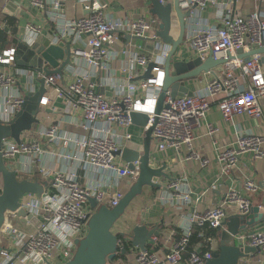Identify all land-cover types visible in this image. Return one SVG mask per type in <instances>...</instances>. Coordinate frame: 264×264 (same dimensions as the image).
<instances>
[{
  "label": "built area",
  "instance_id": "built-area-1",
  "mask_svg": "<svg viewBox=\"0 0 264 264\" xmlns=\"http://www.w3.org/2000/svg\"><path fill=\"white\" fill-rule=\"evenodd\" d=\"M63 1L29 0L31 6L42 12L59 7ZM78 1L87 14L66 19L51 13L48 17L53 23L49 44L69 43V61L60 72L45 74L47 62L39 60V56L36 70L23 68L18 63L21 45L28 48L41 41L39 24L27 22L14 44L0 51V123H9L22 108L26 92L19 86L21 76L26 79L24 85L28 92L37 90L33 84L35 78L42 79L44 87L34 115L35 127L33 124L23 131L19 142L3 138L0 145L4 165L17 179L25 178L42 185L40 194L24 193L17 209L5 211L0 239H5L8 247H0V264L66 262L74 253L75 241L87 232L86 221L93 212L89 198L111 208L124 194L122 181L134 180L138 174V160L132 161L130 169L116 152L133 144L129 131L131 112L147 113V126L153 120L157 98L154 90L161 89L164 70L162 62H155L151 76L137 79V70L151 61L141 49L132 54L126 52L129 65L121 70L123 77H112L110 49L122 35L155 41L157 27L152 25L157 19L114 18L97 0ZM252 1L254 10L241 15L236 6L243 0H178L179 8L185 13L183 44L192 57L203 61L211 56L225 61L219 65V71L213 68L202 72L211 77L191 95L171 97L166 91L151 132L158 151L185 147L189 150L187 158L207 164V159H200L191 149L194 131L204 121L214 100L225 121L241 114L254 119L261 116L264 62L260 59L264 53L252 51L264 48V10L261 8L264 0ZM209 8L216 11L212 19L205 14ZM172 25L177 28V21ZM239 49L250 53L247 60L238 57ZM98 86L109 89L110 96L99 92ZM56 100L63 102V108L54 105ZM147 103L149 106L144 107ZM207 127L209 133L215 132L213 126ZM262 141L261 136L241 132L234 144L217 154L221 172L228 174L246 153L254 159L260 158ZM1 187L0 179V191ZM243 187L247 193L258 189L252 180L244 181ZM159 200L163 204L187 207L191 192L184 178L171 180ZM250 202L249 197L229 188L217 205L202 212L193 208L182 212L176 223L178 238L168 251L139 249L135 264H204L217 249V242L211 234L202 233L198 249L187 252L193 227L202 230L222 227L229 208L244 214ZM19 209L35 217L38 224L24 221L30 230L17 227ZM234 240L242 246L248 244L264 251V230H253L250 234L239 232ZM151 242H156V236H151ZM119 247H123L120 242ZM242 260L239 259V264Z\"/></svg>",
  "mask_w": 264,
  "mask_h": 264
},
{
  "label": "crops",
  "instance_id": "crops-1",
  "mask_svg": "<svg viewBox=\"0 0 264 264\" xmlns=\"http://www.w3.org/2000/svg\"><path fill=\"white\" fill-rule=\"evenodd\" d=\"M104 5V10L107 14L114 18H129L135 19L140 16H146L148 10V2L146 0H97ZM172 1V0H168ZM254 3L252 0H243L241 5L236 6L237 13L245 15L254 10ZM264 10V5L261 6ZM59 14L63 18L70 19L87 14L83 4L78 0H64L59 7L53 9L49 8L44 12L31 6L29 0H0V27L4 30L7 28L5 34L9 44H14L16 37L23 32L24 25L27 22L39 24L42 27V43L47 34H50V27L53 23L49 20V15ZM210 16V19L216 14V11L209 8L205 12ZM148 17V16H147ZM154 18L155 16L149 15ZM156 18V17H155ZM15 21L16 32L13 34L11 27L7 25V20ZM157 19V18H156ZM176 21L175 16L172 17V23ZM174 26V25H172ZM175 34L171 33L173 37L177 35V28ZM153 41L147 39H134L129 36L122 35L118 42L111 47L112 58L110 60V71L112 77L122 78L121 70L129 65L128 54L140 51L148 55L151 61L161 63L168 48L166 45H156V47H149ZM9 47V46H8ZM140 48V49H139ZM185 44H181L175 51L174 59L190 58L192 54L187 50ZM65 57L58 62L61 64ZM18 63L23 68L36 70L34 67L24 66L21 59L18 57ZM46 69L51 66L47 63ZM146 67L140 68L138 71V78H142ZM215 71L220 70V66L214 68ZM152 72V71H151ZM210 74L200 73L199 75L186 79L184 85L194 92L201 89L206 81L210 78ZM39 79H34L35 88L39 87ZM26 79L21 76L19 79V86L26 92ZM99 92H104L106 96H110V91L106 87L98 86ZM160 90H154V93L159 94ZM261 116L254 119L246 114H241L234 117L231 121H225L217 108V102L214 100L210 104V109L206 113L204 121L194 131V138L192 141V149L199 156L200 159H207L205 165H201L198 159L187 158L189 150L185 147L174 149L167 147L162 151L155 148L156 141L152 138L150 142V164L152 166L164 167V172L169 175V179L156 178L155 181L160 184L159 187L144 186L140 195L136 196L129 206L125 209L123 215L117 219L112 227L113 232L130 233L131 229L136 224L146 225L148 228H155L158 232L156 242L147 241L146 249L161 250L167 252L171 247L174 239L178 238L179 230L176 227L177 220L180 214L188 209H195L197 212H202L207 208L217 205L223 198L225 191L232 188L242 195L249 197L250 201L253 197L261 201L259 210L264 212V100H260ZM54 105L58 108H63V102L56 100ZM215 128V132L209 133L207 125ZM75 130V129H74ZM83 132L82 130H77ZM132 134L133 144L131 149L142 151V140L144 136V129L133 125L129 128ZM251 132L255 135L263 137L260 148L262 155L260 158L254 159L250 153L241 156L236 166L228 174L221 172V162L217 160V154L224 148L234 144L237 136L241 132ZM120 161L125 163L120 157ZM184 178V182L191 192V202L187 207H178L175 204H163L159 200V195L164 191L165 186L173 179ZM125 178L122 181L121 189H127V181ZM252 180L258 189L253 193H247L243 187L244 181ZM234 208L227 210V215L234 213ZM16 225L20 229L30 230L31 227L24 222V220L17 219ZM115 228V229H114ZM252 230H264V221L255 225ZM197 231L198 238L194 242H189L186 251L198 249V242L202 233H209L216 239V229L202 230L198 226L193 227V232ZM193 234V233H192ZM155 236V235H152ZM120 243H130V239L122 237ZM122 245V244H121ZM131 245V244H130ZM1 247H8L5 239H0ZM139 249L129 246L126 255V263L135 264V254ZM185 252V255L187 254ZM119 253V252H118ZM131 256V257H130ZM241 264H264V251L259 250L252 255L243 258Z\"/></svg>",
  "mask_w": 264,
  "mask_h": 264
},
{
  "label": "water",
  "instance_id": "water-1",
  "mask_svg": "<svg viewBox=\"0 0 264 264\" xmlns=\"http://www.w3.org/2000/svg\"><path fill=\"white\" fill-rule=\"evenodd\" d=\"M148 10L146 16H155L159 22L155 30V35L159 39L160 45H166L168 48L162 61L164 78L160 92L156 98L153 120L148 124V115L145 112L133 111L130 113V120L133 125L144 129L142 140V151L131 148H123L116 152L126 164L132 169V161L138 160V174L134 180L127 181V189L117 205L108 208L102 204H97L93 198H89L92 214L86 221L87 232L85 235L75 241V250L69 260L62 264H106L112 260L117 252L121 254L126 252L124 247H119L118 235H123L130 239V244L140 250L146 249L147 241H151V236L158 235L155 228H148L143 224H136L132 227L130 233L113 232L112 227L119 219L131 201L141 194L144 186L159 187L160 184L155 181L156 178L169 179V175L164 172L165 165L156 167L150 164V142L151 132L156 122V115L163 106V99L166 91L171 97L181 95H191L192 92L184 85V81L193 78L205 71L219 66L225 60H214L208 56L203 61L199 57L174 59L175 51L183 43L184 35V16L185 13L179 8L178 0L160 3L158 0H146ZM177 21V35L173 37L170 33L172 27V17ZM6 31L7 28H4ZM50 34L42 42H36L31 47L21 45L18 50V57L21 64L28 67H38L39 60L47 62L51 68L45 69V74L60 72L62 67L69 61V43L59 42L56 45L49 44ZM143 39V38H137ZM252 52L264 53V48H258ZM238 57L244 60L248 59L250 53H243L237 50ZM65 57L60 64L58 60ZM229 58V57H228ZM264 62V56L260 59ZM156 66L154 61L148 62L142 78L151 76V70ZM39 87L35 92L24 94V103L22 108L16 113L15 117L7 124L0 123V145L3 138H11L15 142L20 141V135L23 131L31 128L36 123L34 117L38 110V103L44 91L43 80L39 79ZM0 179L2 183L0 191V225L4 220L6 210H15L19 206L20 197L27 192L40 194L42 185L37 181L28 179H17L15 173L7 169L3 159L0 156ZM261 201L252 198L249 210L240 214L234 212L226 216L222 221V227L216 228L217 249L212 253L210 259L204 264H239V259L252 255L259 251L258 247H252L248 244L241 245L234 240V235L239 232L247 231L252 233V228L264 221V212L259 210ZM17 216L24 221L38 224V221L32 215L26 214L23 209L17 210ZM1 247V246H0Z\"/></svg>",
  "mask_w": 264,
  "mask_h": 264
},
{
  "label": "trees",
  "instance_id": "trees-1",
  "mask_svg": "<svg viewBox=\"0 0 264 264\" xmlns=\"http://www.w3.org/2000/svg\"><path fill=\"white\" fill-rule=\"evenodd\" d=\"M7 21H8L7 25H8L9 27H11V29H12L13 26H14V28L12 29V32H13V34H14V33L16 32L15 21H14V20H10V19L7 20ZM8 46H9V42H8V40H7V35L5 34L4 30L0 27V51H1L2 49H6V48H8ZM122 237H123V235H118V239H119V240H120ZM197 238H198V236H197V231H195V232H193V234H192V236H191L189 242H190V243H191V242H194ZM119 242H120V241H119ZM121 244H122V246H123V247L125 248V250H126L125 253H127V252H128V249H129V246H131L130 243L128 242V243L123 244V242H122ZM188 246H189V244H188ZM135 255H136V254H135ZM124 263H126V255H125V254H121L120 252L117 253V254L115 255V257H114L112 260L106 262V264H124Z\"/></svg>",
  "mask_w": 264,
  "mask_h": 264
},
{
  "label": "rangeland",
  "instance_id": "rangeland-1",
  "mask_svg": "<svg viewBox=\"0 0 264 264\" xmlns=\"http://www.w3.org/2000/svg\"><path fill=\"white\" fill-rule=\"evenodd\" d=\"M155 18V17H154ZM156 19V18H155ZM158 22H157V20L154 22V24L152 25L153 27H158ZM170 31H171V33H173V34H175V28H174V26H172L171 27V29H170ZM11 44H9V46H10ZM156 45H160V42H159V39L157 38L155 41H153L151 44H150V46L149 47H156ZM33 127H35V124L33 125ZM19 179H24V178H20L19 177ZM115 229V228H114ZM131 257V256H130Z\"/></svg>",
  "mask_w": 264,
  "mask_h": 264
},
{
  "label": "bare ground",
  "instance_id": "bare-ground-1",
  "mask_svg": "<svg viewBox=\"0 0 264 264\" xmlns=\"http://www.w3.org/2000/svg\"><path fill=\"white\" fill-rule=\"evenodd\" d=\"M144 107H147V106H149V103H147V104H145V105H143Z\"/></svg>",
  "mask_w": 264,
  "mask_h": 264
}]
</instances>
